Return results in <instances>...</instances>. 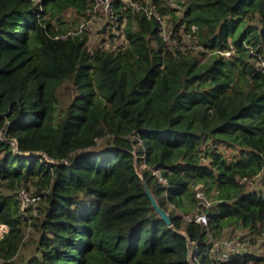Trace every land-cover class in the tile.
Wrapping results in <instances>:
<instances>
[{"label": "trees", "instance_id": "1", "mask_svg": "<svg viewBox=\"0 0 264 264\" xmlns=\"http://www.w3.org/2000/svg\"><path fill=\"white\" fill-rule=\"evenodd\" d=\"M160 1L204 61L130 4H114L127 45L112 51L75 30L92 0H0V264H213V242L237 231L251 252L224 264H264V0H184L181 16ZM196 207L206 226L184 222Z\"/></svg>", "mask_w": 264, "mask_h": 264}, {"label": "built area", "instance_id": "2", "mask_svg": "<svg viewBox=\"0 0 264 264\" xmlns=\"http://www.w3.org/2000/svg\"><path fill=\"white\" fill-rule=\"evenodd\" d=\"M116 2H121L123 4H130L136 11H141L145 14L147 18L154 17L159 22V33H161L162 39L165 42L167 48L172 52H180L187 53L188 43L185 39H179L178 35L174 32H168L167 29V17L162 16L154 10L152 5H149L148 0H92V7L89 13L88 19L82 21L75 30L77 32H81L82 30L90 32H98L102 34V39H100L99 43L103 45L105 49L118 51L122 50L126 47L127 41L126 36L123 33V24L120 23L119 16L115 14L114 4ZM173 31H175L173 29ZM190 31H195V26L190 27ZM73 32V29L70 31ZM91 34V33H90ZM190 35V34H187ZM180 36V34H179ZM89 45V44H88ZM202 49V48H201ZM203 51V49H202ZM224 56H230V51L220 52L217 51ZM203 53V52H202ZM14 146L15 143L12 142ZM50 161V160H49ZM162 180V179H161ZM163 181V180H162ZM239 184L246 187L248 190L253 191L255 189L261 188L260 183L256 182L253 179L242 178L239 179ZM196 198L198 199L197 204L203 207H208L212 202L207 198L202 190L201 184H196L194 186ZM262 194L264 193V189H262ZM17 199L20 200L21 209H25L28 203L31 201L28 193L24 188H21L17 192ZM34 201V199H33ZM33 204V203H32ZM30 204V205H32ZM34 205V204H33ZM173 208V207H172ZM179 214V212L177 211ZM184 222H197L201 225L206 226L208 224V217L204 212L198 207L195 208V211L191 215H183ZM257 230L259 233V239L264 240V223L257 224ZM236 235L226 238L222 241L213 242V264H224L227 262L232 256H235L238 253H250L251 245H250V237L247 232L237 231ZM245 234V235H244ZM192 249L190 248V252ZM192 255H190V261ZM1 263V260H0ZM192 264H195L192 261ZM198 264V263H196Z\"/></svg>", "mask_w": 264, "mask_h": 264}, {"label": "rangeland", "instance_id": "3", "mask_svg": "<svg viewBox=\"0 0 264 264\" xmlns=\"http://www.w3.org/2000/svg\"><path fill=\"white\" fill-rule=\"evenodd\" d=\"M179 1H180V3H178V0H165L164 2L160 1L159 3H160V6L167 7V9H169V10L170 9L173 10V12H174V14L176 16H181L184 13L183 12L184 11V7L182 5L184 0H179ZM66 16H67L66 20L68 21V23L71 22L76 17L71 12H68L66 14ZM175 24H176V22H172L171 18L167 17V29H168V32H170V31L174 32L175 34L178 35V38L180 40L181 39H185V41L188 43V46L190 47L188 49V52L193 53L195 55H198L200 60L204 61L207 58V56L204 57V56L200 55V53H202V49L198 45L197 35L196 34L187 35L186 32H184L180 28L178 30L173 31V28H174ZM90 33H91V42H99L100 39H102V36H101L102 34H100L98 32V30L96 32H90ZM179 34H180V36H179ZM74 92H75L74 88L69 83L64 84L60 88V90L58 92L59 102H58V107H57V109L59 111L60 110H64L65 107L71 102V99L73 97L72 95H73ZM99 146H101V140L97 141V144H96L95 147L97 148ZM139 165H140L139 168H143L142 163H140ZM139 168L137 169L138 172L140 171ZM26 192L28 193V195L30 197V192L27 191V190H26ZM32 203L33 204L35 203V201H33V199H31V201L28 203V205L30 206V204H32ZM228 233H230V231ZM35 237H36L35 233H32L31 229L25 231L24 239H28V246L25 247L24 249H21V252L23 254L29 255V254L32 253V245L34 243ZM10 238H11V236H10ZM10 241H11V239L9 240V245H10Z\"/></svg>", "mask_w": 264, "mask_h": 264}, {"label": "water", "instance_id": "4", "mask_svg": "<svg viewBox=\"0 0 264 264\" xmlns=\"http://www.w3.org/2000/svg\"><path fill=\"white\" fill-rule=\"evenodd\" d=\"M138 174H139V172H138ZM144 191H145V194L148 196V198H149V200L151 202V205L155 209V211L157 212V214L161 216V218L166 222V224L168 226H170L171 225L170 216L168 215V213H166L163 209H161L158 206V204L156 202V199L153 197V195H151V193L149 192V189L147 188V185L146 184H144Z\"/></svg>", "mask_w": 264, "mask_h": 264}]
</instances>
